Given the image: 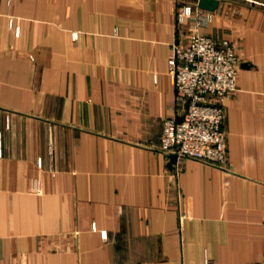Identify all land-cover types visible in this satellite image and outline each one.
Listing matches in <instances>:
<instances>
[{
    "label": "crops",
    "instance_id": "0c3cea01",
    "mask_svg": "<svg viewBox=\"0 0 264 264\" xmlns=\"http://www.w3.org/2000/svg\"><path fill=\"white\" fill-rule=\"evenodd\" d=\"M0 0V264H264V0ZM192 29L239 58L220 166L160 149Z\"/></svg>",
    "mask_w": 264,
    "mask_h": 264
},
{
    "label": "built area",
    "instance_id": "2783aa9c",
    "mask_svg": "<svg viewBox=\"0 0 264 264\" xmlns=\"http://www.w3.org/2000/svg\"><path fill=\"white\" fill-rule=\"evenodd\" d=\"M177 17L179 21L190 18L196 26H205L211 11L185 5ZM238 67V55L226 38L192 29L184 43L173 46L168 68L179 110L178 117L162 121V151L225 166L228 144L224 105L236 91ZM206 264L213 262L207 260Z\"/></svg>",
    "mask_w": 264,
    "mask_h": 264
},
{
    "label": "water",
    "instance_id": "95a60500",
    "mask_svg": "<svg viewBox=\"0 0 264 264\" xmlns=\"http://www.w3.org/2000/svg\"><path fill=\"white\" fill-rule=\"evenodd\" d=\"M219 4V0H198V6L207 11H214ZM180 119V118H179ZM164 157L167 159V166L174 170L176 169V161L179 157L177 152L165 151Z\"/></svg>",
    "mask_w": 264,
    "mask_h": 264
}]
</instances>
